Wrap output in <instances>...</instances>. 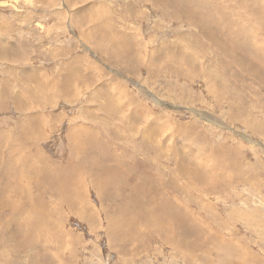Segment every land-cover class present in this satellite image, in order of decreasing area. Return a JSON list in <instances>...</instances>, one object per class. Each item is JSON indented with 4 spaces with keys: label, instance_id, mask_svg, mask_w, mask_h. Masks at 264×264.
<instances>
[{
    "label": "rangeland",
    "instance_id": "374dc122",
    "mask_svg": "<svg viewBox=\"0 0 264 264\" xmlns=\"http://www.w3.org/2000/svg\"><path fill=\"white\" fill-rule=\"evenodd\" d=\"M263 80L264 0H0V264H264Z\"/></svg>",
    "mask_w": 264,
    "mask_h": 264
},
{
    "label": "bare ground",
    "instance_id": "6f19581e",
    "mask_svg": "<svg viewBox=\"0 0 264 264\" xmlns=\"http://www.w3.org/2000/svg\"><path fill=\"white\" fill-rule=\"evenodd\" d=\"M16 8V7H15ZM91 18H92V16H91ZM119 19V18H118ZM44 24V23H43ZM117 24V23H116ZM119 25V24H118ZM49 27V26H48ZM179 27V26H178ZM91 33V32H90ZM111 36H112V34H110ZM103 36V35H102ZM105 38V37H104ZM108 38V37H107ZM106 39V38H105ZM113 40V39H112ZM108 43V42H107ZM124 49V48H123ZM131 49V48H130ZM9 50V49H8ZM127 50V49H126ZM131 55H132V53H131ZM232 56V55H231ZM4 57V56H3ZM139 57V56H138ZM82 61V60H81ZM79 63V62H78ZM242 63V62H241ZM127 66V65H126ZM249 67V66H248ZM89 69V68H88ZM250 69V68H249ZM38 70V69H37ZM253 70V69H252ZM91 71V70H90ZM250 71V70H249ZM255 71V70H254ZM83 73V72H82ZM91 73V72H90ZM259 73V72H258ZM103 75V74H102ZM4 76V75H3ZM262 78V77H261ZM47 81V80H46ZM264 81V80H263ZM57 83V82H56ZM31 87V86H30ZM2 88V87H1ZM2 92V91H1ZM28 106V105H27ZM34 125H36V124H34ZM182 125V124H181ZM84 129V128H83ZM78 131V130H77ZM22 143V142H21ZM180 161V160H179ZM178 163V162H177ZM121 175V174H120ZM30 197V196H29ZM36 206H37V203H36ZM48 221V220H47ZM41 222V221H40ZM43 226V225H42ZM50 226V225H49ZM110 226V225H109ZM167 236V235H166ZM132 241V240H131ZM175 241V240H174ZM180 242V241H179ZM178 243V242H177ZM178 246H179V244H178ZM180 250V249H179ZM197 250V249H196ZM186 251V250H185ZM230 254V253H229ZM186 255H188V254H186ZM189 256H191L190 254H189Z\"/></svg>",
    "mask_w": 264,
    "mask_h": 264
}]
</instances>
